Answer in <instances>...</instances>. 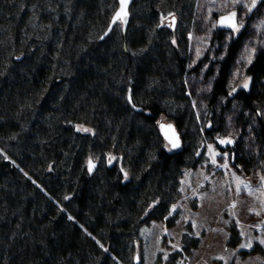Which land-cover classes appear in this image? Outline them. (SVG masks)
<instances>
[{"label":"trees","instance_id":"1","mask_svg":"<svg viewBox=\"0 0 264 264\" xmlns=\"http://www.w3.org/2000/svg\"><path fill=\"white\" fill-rule=\"evenodd\" d=\"M117 1L0 0V264H132L140 227L169 215L183 169L200 163L223 122L214 116L221 98L238 110L243 135L219 149L247 166L264 149V49L246 68L248 91L231 95L232 44L203 130L190 138L185 57L156 20L167 5L178 12L195 0H134L127 25L103 38ZM145 44L152 55L132 75L129 46ZM125 85L143 112L129 107ZM163 118L181 136L179 151L158 133Z\"/></svg>","mask_w":264,"mask_h":264},{"label":"rangeland","instance_id":"2","mask_svg":"<svg viewBox=\"0 0 264 264\" xmlns=\"http://www.w3.org/2000/svg\"><path fill=\"white\" fill-rule=\"evenodd\" d=\"M138 7L133 10L134 17L139 13ZM233 12L238 30L220 31L218 18ZM156 21L172 31L170 38L177 40L185 57L188 75L183 78L182 94L188 98L192 112L191 129L186 131L191 138L196 129L203 130L218 63L233 43L236 48L227 91L231 95L248 91L251 78L246 68L264 49V0H195L193 9L178 12L167 5ZM119 25L113 32L115 41L119 39ZM163 35L167 38L166 32ZM153 39L149 35L148 43ZM129 49L133 75L134 65L151 56L152 50L148 44ZM123 87L125 97L127 86ZM180 96L176 92V97ZM226 98L219 100L214 115L223 118V122H214L213 139H205L200 163L183 169L180 197L169 215L140 227L132 264H264V149L251 153L250 166L238 163L233 151L219 149L221 141L235 142L243 135L234 122L238 110L226 109ZM162 121L168 122L165 118ZM112 160L109 159L110 164ZM168 218L173 221L171 226L166 223Z\"/></svg>","mask_w":264,"mask_h":264},{"label":"water","instance_id":"3","mask_svg":"<svg viewBox=\"0 0 264 264\" xmlns=\"http://www.w3.org/2000/svg\"><path fill=\"white\" fill-rule=\"evenodd\" d=\"M118 6L114 14L112 15L109 25L106 29V32L103 35V38L106 37L110 31L112 30L113 26L119 22L123 27L127 25L128 19H129V8L133 4L134 0H118ZM230 16L228 15H223L218 18V29L220 31H231L234 30L232 27H228L225 24L221 23V20L223 17ZM236 23V20H235ZM237 25V23H236ZM126 102L129 105V107L136 113H141L143 112V109L134 105L133 100H132V89L129 86L127 88V93H126ZM171 126V127H169ZM158 133L161 136L162 140L164 143L167 145L168 149L172 152L179 151L182 147V141H181V136L179 132L177 131L175 125L171 122H163L159 121L157 125ZM178 145V146H174ZM229 143H220L221 148H225ZM92 167L90 168L89 162H88V170L92 172L95 168V163L91 161Z\"/></svg>","mask_w":264,"mask_h":264},{"label":"snow or ice","instance_id":"4","mask_svg":"<svg viewBox=\"0 0 264 264\" xmlns=\"http://www.w3.org/2000/svg\"><path fill=\"white\" fill-rule=\"evenodd\" d=\"M237 2H239V0H237ZM255 6V5H253ZM235 17H236V13L233 12L230 14V16H227V17H223L222 20H221V23L225 24L226 26L228 27H232L234 29H237L238 30V27L235 23ZM245 87H247V84H245ZM171 127V126H169ZM79 130H82V131H90L89 129H79ZM228 143H230L231 141H227ZM221 143H225V141H221ZM174 146H178V145H175ZM89 166L90 168L92 167V164H91V161H89ZM264 242V241H262Z\"/></svg>","mask_w":264,"mask_h":264},{"label":"flooded vegetation","instance_id":"5","mask_svg":"<svg viewBox=\"0 0 264 264\" xmlns=\"http://www.w3.org/2000/svg\"><path fill=\"white\" fill-rule=\"evenodd\" d=\"M238 27V26H237Z\"/></svg>","mask_w":264,"mask_h":264}]
</instances>
